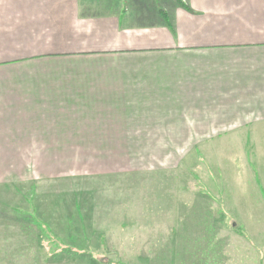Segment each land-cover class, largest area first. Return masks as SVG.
I'll return each instance as SVG.
<instances>
[{
    "label": "crops",
    "instance_id": "crops-1",
    "mask_svg": "<svg viewBox=\"0 0 264 264\" xmlns=\"http://www.w3.org/2000/svg\"><path fill=\"white\" fill-rule=\"evenodd\" d=\"M227 136L264 165V0H0V264H74L62 153ZM219 231L198 264H264Z\"/></svg>",
    "mask_w": 264,
    "mask_h": 264
},
{
    "label": "rangeland",
    "instance_id": "rangeland-1",
    "mask_svg": "<svg viewBox=\"0 0 264 264\" xmlns=\"http://www.w3.org/2000/svg\"><path fill=\"white\" fill-rule=\"evenodd\" d=\"M249 147L248 136H227L56 152L55 160L62 153L71 161L61 174L74 264L204 263L195 230L212 227H221L224 249L239 234L261 248L264 165L250 160Z\"/></svg>",
    "mask_w": 264,
    "mask_h": 264
}]
</instances>
